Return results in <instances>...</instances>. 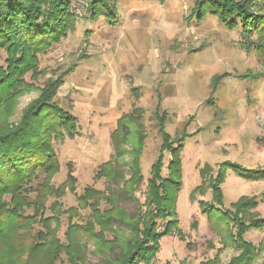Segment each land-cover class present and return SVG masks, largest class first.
Listing matches in <instances>:
<instances>
[{
  "label": "rangeland",
  "instance_id": "374dc122",
  "mask_svg": "<svg viewBox=\"0 0 264 264\" xmlns=\"http://www.w3.org/2000/svg\"><path fill=\"white\" fill-rule=\"evenodd\" d=\"M90 1L71 0L75 30L39 55L42 72L26 76L36 88L19 98L11 117L17 121L49 78L75 66L56 96L78 120L74 137L54 140L60 171L52 184L65 183L69 173L76 177L74 190L67 188L60 198L57 236L67 242L70 222H84L89 216L90 208L79 204L87 187L106 191L111 184L119 205L136 213V202L123 193L133 155L126 152L118 158L116 168L124 174L119 181L111 182L107 173L99 175L100 166L116 160L121 148L134 150L142 135L144 184L135 196L143 203L150 168L162 144L158 116L165 111L166 130L172 137L184 129L193 135L187 137L182 152L183 184L177 201L183 239L177 234L164 236L156 264L229 263L240 250L230 241L225 224L212 225L201 207V201L212 200V191L196 193L194 198L191 193L202 182L205 165L213 167L209 176H216L225 161L264 169V55L245 47L241 27L230 29L210 13L197 17L194 11L201 0H111L114 22L103 14L94 16ZM5 58L6 52L0 50V64ZM125 114L135 121L126 141L116 145L112 134ZM169 159L166 153L165 165ZM222 188L224 209L243 196L256 197L253 211L264 218V179L248 180L228 170ZM54 201L49 197L48 206ZM106 207L103 201L102 208ZM45 214L55 213L49 208ZM245 237L258 244L264 240V228L248 229ZM94 248L87 244L86 261L105 264ZM57 264H70L68 256L63 253Z\"/></svg>",
  "mask_w": 264,
  "mask_h": 264
},
{
  "label": "trees",
  "instance_id": "16d2710c",
  "mask_svg": "<svg viewBox=\"0 0 264 264\" xmlns=\"http://www.w3.org/2000/svg\"><path fill=\"white\" fill-rule=\"evenodd\" d=\"M110 1L91 0L94 16L103 14L114 22ZM194 13L199 18L208 13L216 15L230 29L241 27L247 38L245 47H255L264 55V0H201ZM76 21L71 0H0V50L6 52L5 64H0V264H57L63 253L70 264H91L86 261L88 243L94 245V252L105 264H156L164 236L177 234L183 239L177 201L183 184L182 152L187 137L193 134L184 129L181 135L172 137L166 130L167 114L162 112L158 116L162 144L150 168L143 203L135 196L144 184L142 135L134 150L121 148L116 160L100 166L99 175L107 173L111 182L119 181L124 174L116 168L118 158L126 152L133 155L128 162L132 173L123 193L136 202V213L132 215L119 205L111 184L106 191L87 187L79 204L91 212L84 222H70L67 242H62L57 236L60 198L67 188L74 190L76 177L69 173L65 183L52 184L60 171L54 140L74 137L78 120L60 105L56 96L75 66L49 78L19 119L11 120L19 98L36 88L26 76L42 72L39 55L74 31ZM134 121L126 114L119 118L112 134L114 144L126 141ZM166 153L170 155L167 165ZM212 168L205 165L201 169L202 182L191 197L212 191L211 201H201L202 211L212 225L225 224L230 241L240 250L227 264H255L260 258V264H264V240L255 244L245 237L248 229L264 228V218L253 211L257 198L243 196L231 208L224 209L222 188L228 170L248 180H259L264 179V169H248L225 161L216 176H209ZM49 197L55 198L50 206ZM103 201L109 207L102 208ZM29 208L33 213H27ZM49 208L55 213L53 216H46ZM115 222L120 225L115 226Z\"/></svg>",
  "mask_w": 264,
  "mask_h": 264
}]
</instances>
